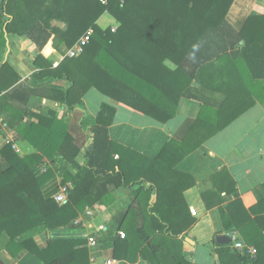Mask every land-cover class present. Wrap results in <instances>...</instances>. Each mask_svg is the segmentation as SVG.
I'll list each match as a JSON object with an SVG mask.
<instances>
[{
	"label": "trees",
	"instance_id": "1",
	"mask_svg": "<svg viewBox=\"0 0 264 264\" xmlns=\"http://www.w3.org/2000/svg\"><path fill=\"white\" fill-rule=\"evenodd\" d=\"M233 1L0 0V115L36 151L21 157L10 146L0 148V237L6 238L8 253L24 251L30 259L25 264H89L84 239L52 237L39 245L35 238L68 228L98 202L108 206V185L118 179L122 188L131 190L133 201L106 225L103 242L112 249L111 256L129 263L139 258L148 264H193L183 253V237L194 221L183 192L193 181L176 166L247 111L264 81V15L248 16L236 30L227 21ZM104 14L117 25L114 31L97 25ZM89 31L79 56L65 57L56 67L42 55L33 62L34 81H63L64 89L24 86L10 96L26 105L31 96L41 94L78 115V126L91 136L78 166L66 156L60 158L72 141L69 124L57 112L21 113L8 104L5 93L19 76L4 56L11 35L26 36L39 51L55 37L54 48L61 51ZM91 88L159 124L175 117L181 99L197 102L200 110L182 139L169 138L150 157L110 138L115 115L111 105L102 103L95 116L79 110ZM25 116L36 122L23 123ZM56 175L62 184L71 183L62 204L42 193ZM223 177L225 171L219 175ZM232 186L229 178L224 188L213 183L202 196L206 206L211 207L207 194H231ZM221 203L218 199L213 205ZM237 215L222 214L223 227L239 229L243 243L256 254L251 258L245 250H235L229 238L227 245L216 244V264H264V220L252 221L247 214L245 226L261 227L248 233L247 227L237 225Z\"/></svg>",
	"mask_w": 264,
	"mask_h": 264
},
{
	"label": "crops",
	"instance_id": "2",
	"mask_svg": "<svg viewBox=\"0 0 264 264\" xmlns=\"http://www.w3.org/2000/svg\"><path fill=\"white\" fill-rule=\"evenodd\" d=\"M253 14L264 15V0H234L228 11L227 21L234 29L240 30L247 17ZM54 25L64 28L63 23L55 22ZM97 25L102 29L108 26L115 27L113 19L108 14L102 15L98 19ZM56 43L57 39L53 37L39 51L26 36H8L4 60L8 61L19 76L17 83L5 93L8 97L15 90L24 86L39 90L49 87L64 89L67 86L63 81L36 82L32 79L35 71L33 62L38 55H42L51 63L52 67L58 66L67 57L66 53L71 48L62 47V50L58 51L54 48ZM257 90L259 94L253 97L254 103L247 111L209 138L201 148L189 154L176 166L175 170L189 176L193 181V184L183 192V198L194 220L183 237V253L193 264H216L214 251L217 237L226 236L231 241L235 239L244 242L239 229L226 230L223 227L222 214L228 216L238 214L236 216L237 225L240 228L247 227L248 233H256V230L259 231L261 227L256 223L245 226L247 225L245 224L247 214L252 221L264 220V81ZM81 101L82 108L79 110L91 116L96 115L102 103L114 107L113 124L109 127L110 138L150 157L156 155L169 138L182 139L200 110L197 102L181 99L175 117L165 124H159L142 112L109 99L93 88L86 92ZM8 104L21 113L47 115L49 110L57 112V118L69 124V137L72 141L71 145L66 144V151H60V158L66 156L70 159L64 160H68L69 164L83 165L84 148L90 147L91 136L89 131L84 134L78 126L80 119L74 111L41 94L31 96L26 105L11 99V97ZM4 120L0 115V148L4 146L2 143L4 138L11 136L15 139V145L18 148V152H15L17 155L23 157L36 153L34 148L23 141L17 133L8 129ZM22 122L30 124L36 122V119L25 116ZM69 167L72 172L75 171L73 166ZM221 171H225L227 177L220 179ZM217 174L218 178H216ZM228 178L234 182L233 193L226 194L224 190H220L219 196H208L207 194L206 203L209 202L211 205V207H207L202 197L203 194L213 188V183L224 188ZM63 187L69 189L71 183L62 184L61 178L56 175L43 186V196L54 200V196ZM108 189L109 197L112 198L110 204L105 206L102 202H98L93 207L98 213L85 228L73 226L74 219L68 228H60L57 232L38 235L35 238L37 244L43 245L48 238L52 237L84 239V234L93 232L99 227L103 228L102 235L105 239L106 225L133 201L131 190L122 188L118 179L111 181ZM218 199H221L222 203L213 205ZM232 203H235V208L228 207ZM261 233L264 236V229ZM5 243L6 238L1 236L0 264H25L27 258L25 252L18 251L10 254L4 248ZM86 250L89 264L91 257H94L96 263L100 264L105 257L111 256L112 249L102 242L90 249L86 248ZM29 261L30 259L27 258L26 263ZM132 264L148 263L138 258Z\"/></svg>",
	"mask_w": 264,
	"mask_h": 264
},
{
	"label": "built area",
	"instance_id": "3",
	"mask_svg": "<svg viewBox=\"0 0 264 264\" xmlns=\"http://www.w3.org/2000/svg\"><path fill=\"white\" fill-rule=\"evenodd\" d=\"M114 29L115 27L112 28V31H114ZM89 34H90V31L84 34L75 43V45L67 51L66 56L68 58H75L82 53L83 47L87 44L89 40ZM2 143L5 146H10L11 149L14 150L15 152H18V148L15 145V139H13L11 136L5 137ZM67 191L68 189L66 187L61 188V190L54 196V201L59 204L65 203L67 201ZM97 213H98L97 210H95L93 207L87 208L84 214L78 216V218L72 222V225L78 228L79 227L85 228L87 224H89L91 220L96 216ZM102 232H103V228L99 227V228L94 229L93 232L84 234L83 238L85 240V247L87 249H90L96 246L97 244H101L104 239ZM118 235H119V238L121 239L124 238L123 233H119ZM232 242H233V248L235 250L237 251L245 250L251 258L255 256L256 251L252 246H248L243 242L236 241L235 239H232ZM89 259H90V264H97L94 257L93 258L91 257ZM100 264H128V263L117 260L113 258L112 256H108V257H105L102 263Z\"/></svg>",
	"mask_w": 264,
	"mask_h": 264
},
{
	"label": "water",
	"instance_id": "4",
	"mask_svg": "<svg viewBox=\"0 0 264 264\" xmlns=\"http://www.w3.org/2000/svg\"><path fill=\"white\" fill-rule=\"evenodd\" d=\"M89 148H90V147H89ZM216 242H217V244H219V245H227V244H229L230 240H229V238L226 237V236H220V237H217V238H216Z\"/></svg>",
	"mask_w": 264,
	"mask_h": 264
},
{
	"label": "rangeland",
	"instance_id": "5",
	"mask_svg": "<svg viewBox=\"0 0 264 264\" xmlns=\"http://www.w3.org/2000/svg\"><path fill=\"white\" fill-rule=\"evenodd\" d=\"M116 26V25H115ZM98 97H100V95L96 94ZM232 248H233V244H232Z\"/></svg>",
	"mask_w": 264,
	"mask_h": 264
}]
</instances>
